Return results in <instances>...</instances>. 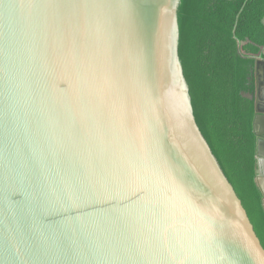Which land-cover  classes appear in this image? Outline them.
<instances>
[{
	"label": "water",
	"instance_id": "95a60500",
	"mask_svg": "<svg viewBox=\"0 0 264 264\" xmlns=\"http://www.w3.org/2000/svg\"><path fill=\"white\" fill-rule=\"evenodd\" d=\"M179 1L0 0V264H264L193 112Z\"/></svg>",
	"mask_w": 264,
	"mask_h": 264
},
{
	"label": "trees",
	"instance_id": "16d2710c",
	"mask_svg": "<svg viewBox=\"0 0 264 264\" xmlns=\"http://www.w3.org/2000/svg\"><path fill=\"white\" fill-rule=\"evenodd\" d=\"M263 0H180L178 54L196 121L243 201L264 245V201L257 182L254 66L245 53L249 21Z\"/></svg>",
	"mask_w": 264,
	"mask_h": 264
},
{
	"label": "crops",
	"instance_id": "0c3cea01",
	"mask_svg": "<svg viewBox=\"0 0 264 264\" xmlns=\"http://www.w3.org/2000/svg\"><path fill=\"white\" fill-rule=\"evenodd\" d=\"M244 30L246 32V37L241 41L243 51L250 54L251 48L256 46L260 48V51L257 54L251 55L264 58V15L259 16L253 21H249ZM262 164V173L264 174V163ZM262 185L264 186V179L262 180Z\"/></svg>",
	"mask_w": 264,
	"mask_h": 264
},
{
	"label": "rangeland",
	"instance_id": "374dc122",
	"mask_svg": "<svg viewBox=\"0 0 264 264\" xmlns=\"http://www.w3.org/2000/svg\"><path fill=\"white\" fill-rule=\"evenodd\" d=\"M262 2H264V0Z\"/></svg>",
	"mask_w": 264,
	"mask_h": 264
}]
</instances>
